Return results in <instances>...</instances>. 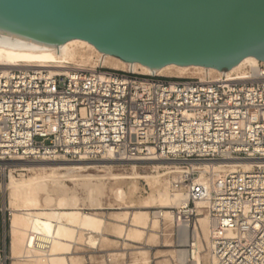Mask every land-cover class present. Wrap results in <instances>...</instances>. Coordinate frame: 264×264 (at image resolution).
Returning a JSON list of instances; mask_svg holds the SVG:
<instances>
[{"label": "built area", "instance_id": "1", "mask_svg": "<svg viewBox=\"0 0 264 264\" xmlns=\"http://www.w3.org/2000/svg\"><path fill=\"white\" fill-rule=\"evenodd\" d=\"M41 159L171 163L169 188L187 204L170 209V219L187 231L195 203H203L211 223L210 264H264V167L203 171L220 161H264L261 62L242 77L202 79L102 67L0 70V161ZM152 217L163 218L160 211ZM5 232L0 264L7 259Z\"/></svg>", "mask_w": 264, "mask_h": 264}, {"label": "water", "instance_id": "2", "mask_svg": "<svg viewBox=\"0 0 264 264\" xmlns=\"http://www.w3.org/2000/svg\"><path fill=\"white\" fill-rule=\"evenodd\" d=\"M70 40L150 70L225 72L246 57L264 63V0H0V47Z\"/></svg>", "mask_w": 264, "mask_h": 264}, {"label": "rangeland", "instance_id": "3", "mask_svg": "<svg viewBox=\"0 0 264 264\" xmlns=\"http://www.w3.org/2000/svg\"><path fill=\"white\" fill-rule=\"evenodd\" d=\"M72 46L69 47L68 57L57 59L54 65L87 70L102 67L138 76L156 75V77L164 79H202L207 76L217 77L220 73L242 77L255 67L250 64L237 67L240 64L238 63V65L225 72L215 73L214 70V72L208 73L206 72L207 69L203 70L202 68L169 66L165 70L164 68L161 69L159 73L151 74L140 68L139 65L128 64L129 67L127 63H123L116 58L104 56L93 47L79 44ZM11 161L4 162L9 164H0V167H2L0 168V244L2 243L3 231H7L11 214L17 212L10 208L11 197L7 189L10 177L13 176L12 178L16 181L23 178L27 180L42 174L41 169L47 167L45 165L22 166L15 164L18 160ZM138 166L136 172L141 176L156 175L152 172V168ZM81 167V170L71 174L76 173L74 176L79 177L75 178L76 180L72 179L75 181H66V186L60 194H56V192L51 194L50 187L44 182H39L36 185L38 206L28 207L24 209L25 211H20L23 209L20 206L16 208L20 214L35 212L40 214L38 217L46 222L44 224L51 229L49 238H54L60 232L68 234L60 247V255L50 261H47V259L45 262L41 261L44 264H47V262L49 264H52V262L56 264H178L174 261V257L177 253L185 251L190 244L189 242H191L187 243L185 239L183 240V228L176 227L170 218L165 220L162 218V220L152 217V212L161 211V209H158L160 207L141 209L146 198L153 196L156 199L155 190L160 186L167 187V192L173 194L170 188L168 189L172 177L164 175L168 170L159 169L158 175L160 177L156 179L155 184H151L144 179H134L130 164L83 163ZM58 173L65 175L66 171L59 170ZM89 176L91 178H88ZM123 176L124 178L128 177V179H124ZM90 191L91 193H89ZM157 204L158 202L156 206ZM172 205L175 204L168 206ZM37 208H41V210ZM166 210L170 211V209ZM139 212H146L147 215L145 234L141 238L130 239L127 236L128 233L139 227L138 224L132 221L135 213ZM201 217H206L204 211H202ZM201 217H196L193 220L189 230L191 231L196 227L194 233L198 232L195 237L196 241H194L193 236V244H196L198 248L200 264H204V262L210 264L208 241L203 238L200 232L198 220ZM4 235L5 256L7 257L5 264H11L10 238L7 232ZM27 256L25 260H32L29 262L30 264H34L36 259L40 260V258H29V254ZM179 264L196 263L188 260V262Z\"/></svg>", "mask_w": 264, "mask_h": 264}, {"label": "bare ground", "instance_id": "4", "mask_svg": "<svg viewBox=\"0 0 264 264\" xmlns=\"http://www.w3.org/2000/svg\"><path fill=\"white\" fill-rule=\"evenodd\" d=\"M81 45V46H87V47H93L90 44L80 41V40H70L65 43H62L60 45H57L52 50L47 51H39V52H27V51H14L10 49H5L0 47V70L1 71H7L13 67L19 66V65H31L34 67H42L47 68L51 71H57L60 70L61 72H65L63 70H67L68 67L60 66V65H54L55 61L57 59H65L69 55V47L72 45ZM73 47V46H72ZM94 48V47H93ZM95 49V48H94ZM58 55V56H56ZM107 56V55H104ZM110 57V56H108ZM107 58V57H106ZM114 58V57H113ZM117 59V58H116ZM106 60V59H105ZM119 60V59H118ZM122 64V62L118 61ZM115 63V62H114ZM124 63V62H123ZM240 64L237 66H241L243 64H250L252 66H256L258 61L255 58L252 57H246L243 58L240 62ZM107 64V63H106ZM120 64V65H121ZM130 63H127V65ZM264 64V63H263ZM111 65V64H110ZM138 65V64H136ZM115 66V65H114ZM118 66V65H117ZM129 66V65H128ZM134 66V65H131ZM140 68L147 71V73L155 74L159 73V70H150L147 69L141 65H139ZM173 66V65H170ZM236 66V65H235ZM251 66V67H252ZM130 67V66H129ZM169 66L164 67L168 68ZM177 67V66H174ZM236 67V68H237ZM114 68V67H113ZM119 68V67H118ZM179 68H187V67H179ZM200 68V67H195ZM233 68V67H232ZM133 69V68H132ZM163 69V68H162ZM204 70V68H202ZM231 69V68H230ZM235 69V68H234ZM215 69H207L206 72H214ZM180 71V70H179ZM230 71V70H229ZM233 71V69H232ZM161 72V71H160ZM215 73H219L218 70H215ZM156 76V75H153ZM230 76V75H229ZM5 161H0V164H9L4 163ZM12 162V161H11ZM16 162V161H15ZM83 163H102V164H110L113 163L109 159L100 160V161H76V162H68L65 160H48V159H41L37 161H23L18 160L15 164L18 165H45L47 167L41 169L40 175H37L30 179H21L19 181L14 180L12 177H10L9 184H8V190L10 192V208L14 209V211H17L13 214H11V218L9 219V223L7 225V233L10 238V256L12 259L11 264H30L29 262L32 260H25L27 259V254H29V258H40L34 260V264H44L45 260L50 261L54 259V257H58L60 255V247L62 246V242L64 241V238L68 235L66 232H60L58 233L54 238H49V233L51 231L50 227L47 226L46 222H43L39 217L37 212L35 213H27V214H20L18 213V210L16 208L18 206L22 207L23 209L20 211H23L24 209L28 207H37L38 200L36 197V185L39 182H44L50 187V193L51 194H60L63 192L65 188L66 181H75L77 177L71 175L72 173L79 171L82 169L81 164ZM145 164V165H144ZM140 166L144 167H150L153 169L152 172L156 173V175H149V176H141L136 172V169L139 167L138 164L131 163V172L132 175H134V179H144L148 181V183L155 184L156 179L160 176L158 175V170L163 168L164 170H168L165 174L170 173L171 163L167 162H149L144 163ZM69 165H72L69 167ZM147 165V166H146ZM12 166V165H11ZM203 171H209L213 174H225L226 172L234 171L237 169H243V170H250L253 166H261L264 167V161H220L216 162L214 164L204 165ZM4 167V166H3ZM6 167V165H5ZM100 167V166H99ZM107 167V166H103ZM2 168V167H0ZM47 168V169H46ZM13 169V168H12ZM32 170V169H31ZM59 170H65V175H60L58 173ZM3 171V170H2ZM49 171V173H47ZM11 172V171H10ZM164 174V175H165ZM81 176V175H80ZM131 176V175H130ZM133 177V176H131ZM75 180H72V179ZM88 178H91L90 176ZM124 178V176H123ZM67 179V180H65ZM124 179H128L124 178ZM96 180V179H95ZM205 178L201 175V178L199 179V182H204ZM93 181V180H91ZM154 189V188H153ZM169 189V186H168ZM91 193V191L89 192ZM155 193L157 195L156 199L153 196H149L146 198L141 206V209H153L155 207H160L158 209H161L162 217L165 219H169L171 217V212L166 209H175V208H183L187 204L186 197L184 194L173 192V194H169L167 192V187L160 186L155 190ZM158 202L157 206L156 203ZM171 204H175L172 206H168ZM41 206V205H40ZM168 206V207H166ZM202 202H196L195 203V209H196V217H201L202 215ZM164 207V208H163ZM41 210V208H37ZM165 209V210H164ZM163 210V212H162ZM13 211V210H12ZM25 211V210H24ZM146 219L147 215L146 212H139L135 213V215L132 218V221L139 225L138 228H135L131 230L128 233V238H141L144 236V230L146 227ZM131 221V222H132ZM200 223V232L206 241H208V237L210 234V228L211 223L208 220L207 216L205 218H199ZM196 230V227H194L191 231L187 228V231L184 230L183 238H188L187 235H190L189 237H192V245L191 249L192 252L187 254V251H182L177 253V255L174 257V261L176 263L181 262H188V260L195 261L196 264H200V257L199 252L196 244H193L194 241H196L195 237L198 235L197 233H194ZM194 236V241H193ZM208 236V237H207ZM68 237V236H67ZM145 238V237H144ZM209 247V243H208ZM31 256V257H30ZM24 258V259H23ZM28 258V259H29ZM44 262H42V261ZM25 263H21V262ZM211 261V260H210ZM47 264H49L47 262ZM52 264H56L52 262ZM205 264V262H204Z\"/></svg>", "mask_w": 264, "mask_h": 264}, {"label": "crops", "instance_id": "5", "mask_svg": "<svg viewBox=\"0 0 264 264\" xmlns=\"http://www.w3.org/2000/svg\"><path fill=\"white\" fill-rule=\"evenodd\" d=\"M184 234V233H183ZM183 240H184V238H183Z\"/></svg>", "mask_w": 264, "mask_h": 264}]
</instances>
